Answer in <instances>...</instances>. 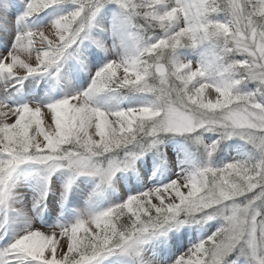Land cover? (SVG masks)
I'll return each mask as SVG.
<instances>
[{
  "label": "snow or ice",
  "instance_id": "6c2138e0",
  "mask_svg": "<svg viewBox=\"0 0 264 264\" xmlns=\"http://www.w3.org/2000/svg\"><path fill=\"white\" fill-rule=\"evenodd\" d=\"M105 262L264 264V0L0 7V264Z\"/></svg>",
  "mask_w": 264,
  "mask_h": 264
},
{
  "label": "rangeland",
  "instance_id": "374dc122",
  "mask_svg": "<svg viewBox=\"0 0 264 264\" xmlns=\"http://www.w3.org/2000/svg\"><path fill=\"white\" fill-rule=\"evenodd\" d=\"M20 3H21V0H0V7L6 8L9 11H11L14 5H20ZM48 11L50 12L51 10H48ZM17 14H19V8H17ZM41 18L46 19L47 13H41L40 17L37 18V22H40ZM44 86L45 85H44L43 81H40L39 84L37 85V87H39V88H43ZM82 86H86V83H84ZM46 123H47V121H46ZM36 176H37V174L33 170L25 168L20 174V180L26 184H31L35 181ZM84 182H85L84 178H81V180L78 181V183H80V184H83ZM86 195H87V191H84V192L80 193L77 197L70 198L69 203L66 205L65 215H70L73 208L76 206V204L81 203L83 196H86ZM153 202L155 203L156 201H153ZM186 240L187 239H185V241ZM186 246L187 245L184 244V247H186ZM182 250L183 249L181 248V251ZM105 264H108V262H105Z\"/></svg>",
  "mask_w": 264,
  "mask_h": 264
},
{
  "label": "bare ground",
  "instance_id": "6f19581e",
  "mask_svg": "<svg viewBox=\"0 0 264 264\" xmlns=\"http://www.w3.org/2000/svg\"><path fill=\"white\" fill-rule=\"evenodd\" d=\"M43 230L48 231L47 228H45V229H43ZM187 243H188L187 240H186V241L184 240V244L187 245ZM180 250H181V249H180Z\"/></svg>",
  "mask_w": 264,
  "mask_h": 264
}]
</instances>
